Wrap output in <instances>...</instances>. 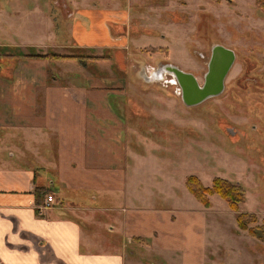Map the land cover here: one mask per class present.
Listing matches in <instances>:
<instances>
[{
  "label": "crops",
  "instance_id": "crops-1",
  "mask_svg": "<svg viewBox=\"0 0 264 264\" xmlns=\"http://www.w3.org/2000/svg\"><path fill=\"white\" fill-rule=\"evenodd\" d=\"M7 1L0 6V264L264 261V236L241 229L237 212L215 194L208 207L189 194L188 174L177 178L179 152L138 149L151 132L133 129L143 112L132 110L128 78L112 74L121 69L112 50L129 37L112 26H125L130 13L78 8L89 26L76 19L71 53H54L100 58L57 59L36 56L50 53L49 19L44 32L36 26L38 1ZM165 129L154 135L175 136ZM47 194L54 202L41 210Z\"/></svg>",
  "mask_w": 264,
  "mask_h": 264
},
{
  "label": "rangeland",
  "instance_id": "rangeland-1",
  "mask_svg": "<svg viewBox=\"0 0 264 264\" xmlns=\"http://www.w3.org/2000/svg\"><path fill=\"white\" fill-rule=\"evenodd\" d=\"M37 1L38 34L45 31L49 19V52L71 53L76 19L89 26L91 19L80 15L78 8L111 7L130 13L125 26L122 22L112 26L118 37L129 36L128 42L120 43L124 47L112 50L121 67L112 74L128 78L132 110L143 112L134 115L133 129L151 132L138 149L179 152V179L187 173L201 177L208 186L215 177L239 182L246 196L240 210L257 215L252 225L260 227L258 232L264 236V9L256 0ZM7 2L0 0V6ZM215 44L236 53L220 95L187 106L178 85L170 82L171 75L151 79L153 68L170 62L192 72L202 83ZM170 127L175 136L167 131L165 136L154 135L158 129ZM215 197L229 209L225 199ZM230 238L234 239L232 233Z\"/></svg>",
  "mask_w": 264,
  "mask_h": 264
},
{
  "label": "water",
  "instance_id": "water-1",
  "mask_svg": "<svg viewBox=\"0 0 264 264\" xmlns=\"http://www.w3.org/2000/svg\"><path fill=\"white\" fill-rule=\"evenodd\" d=\"M236 53L222 44H215L212 48L208 69L204 75L205 82L200 84L192 72H187L176 64L161 63L153 73V80H161L164 75H172L177 79L182 101L187 106H195L205 100L220 95L225 87V78L231 70Z\"/></svg>",
  "mask_w": 264,
  "mask_h": 264
},
{
  "label": "trees",
  "instance_id": "trees-1",
  "mask_svg": "<svg viewBox=\"0 0 264 264\" xmlns=\"http://www.w3.org/2000/svg\"><path fill=\"white\" fill-rule=\"evenodd\" d=\"M258 6L264 9V0H256ZM34 56V55H33ZM36 56H49L51 58H77L79 60L96 59L100 57H92L91 55H83L82 53L75 55H62L50 52L49 55H36ZM186 186L189 191L205 206L211 205L210 196L213 194L220 195L226 200L228 206L237 212V222L241 229L247 230L254 236H259L258 226L252 225L257 222L258 217L255 213L241 211V205L245 202V189L239 182H233L229 179L222 177H215L211 185H205L202 180L196 175H189L186 177ZM40 190V188H37ZM262 237V234H261Z\"/></svg>",
  "mask_w": 264,
  "mask_h": 264
},
{
  "label": "built area",
  "instance_id": "built-area-1",
  "mask_svg": "<svg viewBox=\"0 0 264 264\" xmlns=\"http://www.w3.org/2000/svg\"><path fill=\"white\" fill-rule=\"evenodd\" d=\"M156 68H153L152 70H155ZM153 77V75H152ZM170 82L173 83V79L170 78ZM175 84H178L176 81L174 82ZM54 202V196L53 194H47V197L45 198L44 204L42 205V207H40L41 210L45 209V208H50L51 204Z\"/></svg>",
  "mask_w": 264,
  "mask_h": 264
},
{
  "label": "flooded vegetation",
  "instance_id": "flooded-vegetation-1",
  "mask_svg": "<svg viewBox=\"0 0 264 264\" xmlns=\"http://www.w3.org/2000/svg\"><path fill=\"white\" fill-rule=\"evenodd\" d=\"M210 57H211V55H210ZM210 57H209V59H208V62H207V69H208V63H209V60H210ZM150 77H151V79L153 78L152 77V73L150 74ZM204 82H205V78H203V81H202V83L200 82V84H204ZM178 85V84H177ZM178 87H179V85H178ZM179 89H180V87H179ZM181 92V91H180ZM202 104V103H201Z\"/></svg>",
  "mask_w": 264,
  "mask_h": 264
},
{
  "label": "bare ground",
  "instance_id": "bare-ground-1",
  "mask_svg": "<svg viewBox=\"0 0 264 264\" xmlns=\"http://www.w3.org/2000/svg\"><path fill=\"white\" fill-rule=\"evenodd\" d=\"M172 76V75H171ZM172 79H173V83L176 81L177 82V79L174 77V76H172L171 77Z\"/></svg>",
  "mask_w": 264,
  "mask_h": 264
}]
</instances>
